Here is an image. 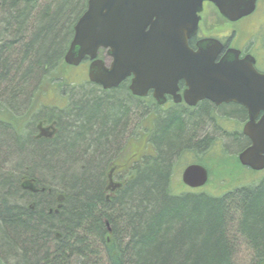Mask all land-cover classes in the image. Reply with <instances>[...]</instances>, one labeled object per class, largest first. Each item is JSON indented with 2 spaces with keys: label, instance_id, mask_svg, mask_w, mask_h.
<instances>
[{
  "label": "trees",
  "instance_id": "1",
  "mask_svg": "<svg viewBox=\"0 0 264 264\" xmlns=\"http://www.w3.org/2000/svg\"><path fill=\"white\" fill-rule=\"evenodd\" d=\"M42 2L0 0V259L235 264V244L243 239L253 250L250 264H260L264 170L259 179L219 194L178 193L173 187L175 161L195 155L191 163H201L198 152L207 155L211 162L203 164L210 162L207 168L214 166L220 180L242 178L239 169L246 168L236 156L247 140L237 131L227 134L224 145L214 139L210 108L165 115L155 132L158 153L135 158L125 180L106 193L108 165L129 132L134 104L120 96L122 87L105 92L88 79L70 81L74 67L64 55L87 0ZM43 92L56 101L36 108ZM41 119L55 132L34 138Z\"/></svg>",
  "mask_w": 264,
  "mask_h": 264
},
{
  "label": "water",
  "instance_id": "2",
  "mask_svg": "<svg viewBox=\"0 0 264 264\" xmlns=\"http://www.w3.org/2000/svg\"><path fill=\"white\" fill-rule=\"evenodd\" d=\"M204 2L213 4L224 19L235 22L251 14L257 0H87L73 27L64 62L78 66L88 58L87 77L103 89L117 87L132 76L131 94L144 96L153 88L156 97H163L167 91L174 93L177 81L184 79L188 87L184 96L190 105L202 99L242 104L248 111L243 134L250 145L238 154V161L261 171L264 73L255 69L254 57L240 59L235 48L226 49L216 61L223 49L216 38L199 40L196 50L188 45L198 30ZM101 49L105 58L98 57ZM208 178V170L198 163L181 172L182 183L190 188L203 187Z\"/></svg>",
  "mask_w": 264,
  "mask_h": 264
},
{
  "label": "rangeland",
  "instance_id": "3",
  "mask_svg": "<svg viewBox=\"0 0 264 264\" xmlns=\"http://www.w3.org/2000/svg\"><path fill=\"white\" fill-rule=\"evenodd\" d=\"M49 0H43L41 4H44L48 2ZM203 19L201 23V30L207 34H211L215 37H220V34L223 32L221 29L226 24L224 22V19L220 16L217 9L212 5L209 4L205 8V12L203 13ZM236 29V36L234 38L233 44L236 46H249L251 47L252 51L256 55V57L259 59V67L261 69L264 68V0H260L258 2L257 9L253 15L250 17L239 21L237 23H234L231 25L230 29ZM245 43V44H244ZM87 63H83L80 66L74 67L70 71V81L75 84L85 83L84 80L87 79V73H86ZM68 71V72H69ZM94 87L97 88L96 85L93 84ZM81 87H75L74 89H81ZM83 88L89 90L91 88L88 84L83 85ZM48 89V88H47ZM71 91V90H70ZM70 91H69V97H70ZM120 96H124L129 102L133 103L132 105L134 111V115L132 116L131 123L128 127L127 134L125 135L124 139L122 140L121 144L117 148V150L112 155L111 159H119L120 163L127 164L126 167L129 165L131 167L132 164H135L136 161L134 159L143 158L147 155V157H152L157 151L156 143L158 142L157 134H155L157 126L160 124H164L165 118H154L149 120V113L150 110H144L141 106V101L139 99H135L133 97L129 98L126 94V92H121ZM56 101V97L53 96L50 92L44 93L41 95L36 96V108L41 107L42 105H53ZM65 108H68V104ZM131 108V105H130ZM202 109L201 107H197L196 110L194 109L192 115H194L197 111ZM226 110L225 107H213L212 108V117H213V126L212 129L209 126L206 130V132H210L212 130V134L214 135V139H217L220 141L221 145H224L226 143V136L229 134L231 130L233 129H239V124L236 122H225L221 120V113H223ZM57 111V110H56ZM55 111V112H56ZM58 112V111H57ZM113 113V112H112ZM115 113V112H114ZM198 115V113H197ZM145 121L147 124V132L146 137L142 136V138H139V135L143 131L141 129L142 123ZM148 122V123H147ZM220 125L222 128H220ZM211 129V130H210ZM205 132V133H206ZM130 138V145L127 149L121 147L123 142H125L127 139ZM217 143V142H216ZM237 149L230 150L232 153H237ZM188 153H186L187 155ZM194 154H196L194 152ZM132 155V156H131ZM137 155V157H136ZM198 156V159L202 160L203 158L205 160L200 161L201 164L205 163L206 161H210L206 158L207 155H204L203 153L198 152L196 154ZM236 155V154H235ZM131 156V157H130ZM121 157V159H120ZM194 158L195 155H192ZM191 156L188 158V160H184L183 162L175 161L176 165L174 167L173 171V187L174 190L178 193H184V192H194V193H213V194H219L222 193L229 188H233L235 186L241 185V184H247V182H252L255 179H259L262 176V171L254 172L249 171L248 169H245L244 171L239 169V173H241L242 178L240 179L237 175L235 180L226 179L223 180L218 177L217 175V169L214 168V166H210V173H209V180L207 184L201 188H190L184 185L180 179L181 171L182 169L189 163L192 162ZM180 162V163H179ZM211 162V161H210ZM206 163L205 166H209V163ZM129 167L127 170H129ZM215 173H214V172ZM59 174V173H58ZM37 177L39 176L37 173L35 174ZM58 177H61V175H58ZM126 177V176H125ZM245 240L240 239L235 244L234 249V262L235 264H250V260L252 259L253 250L248 248V245L244 242ZM0 264H11L9 262H6L3 259H0Z\"/></svg>",
  "mask_w": 264,
  "mask_h": 264
},
{
  "label": "flooded vegetation",
  "instance_id": "4",
  "mask_svg": "<svg viewBox=\"0 0 264 264\" xmlns=\"http://www.w3.org/2000/svg\"><path fill=\"white\" fill-rule=\"evenodd\" d=\"M259 1L260 0H257L255 10L250 15H248L244 18H241L238 21L230 22V21L223 18L224 22L226 24L221 29L223 32L220 34V37H215L211 34H207V33L203 32L201 30L203 13L205 12L206 6L210 4L207 2L204 3L203 10L200 13L198 30H197L195 35H193L189 38L188 45L193 50H196L197 49L196 45H197L199 40L204 39V38H216V39L220 40L223 44V49L218 54L216 61L220 59V57L224 54L226 49L235 48V49L239 50V58L240 59L247 56V55L254 57L255 69L258 72L264 73V68L261 69L259 67V59L254 54L251 47L245 46V45L236 46L235 44H233L237 30L234 28L230 29L232 24L237 23L239 21H242V20L250 17L251 15H253L257 9ZM99 55L100 56L105 55V51L100 50ZM84 62L87 63V66H88L90 61L88 58H85L82 61V63H80V65L83 64ZM131 78H132V76L126 78L119 86L114 87V89L118 88V87H122L124 90H126V92H127L126 94L129 98L133 97L135 99H139L141 101L142 108L145 111L147 109L150 110V113L148 116L149 117L148 122H150V120L157 118V117L162 119V118H164L165 115H168L169 113H174L178 116L192 115V113L194 112L193 110L194 109L196 110L197 107H199V108L200 107H203V108L207 107V108H210L211 110L213 107L214 108L215 107H225L226 109H229V108L233 109L234 108L235 112H233L232 115H228V114L226 115V114H224V112L221 113V115H220L221 120H223L225 122H228V121L229 122H236L237 124H239L240 130L239 129H233L229 132L232 133V132L237 131L239 133V135H241L245 140H247V143L245 144V147L243 149H245L246 147H248L250 145V139L246 135L243 134V127H244L245 123L248 121V111H247L246 107H244L242 104H239L236 102H223L221 104H215L209 99H202V100H199L195 105H190L186 102L185 96H184V92L188 88L184 79H180L177 81L174 93L167 91L163 94V97H156L154 94L153 88L148 89L144 96H135V95L131 94V91L129 89V85L131 83ZM94 85L97 86L98 90H102L105 92H109L110 90L113 89V88L103 89L100 85L95 84V83H94ZM159 100L161 101V103L158 102ZM62 106H66V104H62ZM28 114L30 117L31 112H28ZM261 115H262V112H260L258 114L257 119L260 118ZM52 123L55 125V122L52 121ZM220 128H222L221 125H220ZM141 129L143 131L139 135L140 139L142 138V136L146 137L147 124L145 123V121L142 123ZM222 129H224V128H222ZM50 130L54 134V132H55L54 127L52 125H50L47 120L41 119L36 124V133L34 134L33 137L40 139L41 137L51 136L53 134L51 133ZM130 142H131L130 138L127 139L125 142H123V144L121 145V147H123L122 149L123 150H124V148L127 149L130 145ZM243 149H241L237 154H239ZM118 159H119V157H118ZM120 159H121V157H120ZM117 160L110 162L108 165L109 169L107 170V173H106L107 182L104 186V190H106V193H108L107 191H109V190L115 191L118 188V186L120 185V183L125 180L126 170L128 169L129 165L126 167L127 164L120 163ZM244 168H246V167H244ZM208 173H209V171H208Z\"/></svg>",
  "mask_w": 264,
  "mask_h": 264
},
{
  "label": "bare ground",
  "instance_id": "5",
  "mask_svg": "<svg viewBox=\"0 0 264 264\" xmlns=\"http://www.w3.org/2000/svg\"><path fill=\"white\" fill-rule=\"evenodd\" d=\"M51 131V130H50ZM51 133H52V131H51Z\"/></svg>",
  "mask_w": 264,
  "mask_h": 264
}]
</instances>
